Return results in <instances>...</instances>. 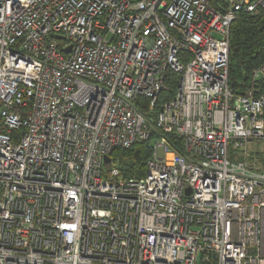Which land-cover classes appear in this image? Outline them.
<instances>
[{"label": "built area", "instance_id": "built-area-1", "mask_svg": "<svg viewBox=\"0 0 264 264\" xmlns=\"http://www.w3.org/2000/svg\"><path fill=\"white\" fill-rule=\"evenodd\" d=\"M240 15L264 0H0V264H264V62L235 94ZM152 130L141 178L102 161Z\"/></svg>", "mask_w": 264, "mask_h": 264}, {"label": "trees", "instance_id": "trees-1", "mask_svg": "<svg viewBox=\"0 0 264 264\" xmlns=\"http://www.w3.org/2000/svg\"><path fill=\"white\" fill-rule=\"evenodd\" d=\"M229 53V87L236 94H242L250 84V74L255 66L264 62V15L250 18L245 15L237 17L230 27ZM168 92L160 94V100L171 98L178 76L167 73ZM140 101V100H139ZM138 101V102H139ZM146 107V103H145ZM157 108V107H156ZM154 108L147 117L154 118L157 109ZM145 112L147 109L143 108ZM158 131H151V138L147 141H138L128 149L115 150L110 154L111 161L117 164L120 174L125 178H141L144 175L147 158L150 156V141L157 136ZM163 136L170 146L182 153L181 139L174 133H165Z\"/></svg>", "mask_w": 264, "mask_h": 264}, {"label": "water", "instance_id": "water-1", "mask_svg": "<svg viewBox=\"0 0 264 264\" xmlns=\"http://www.w3.org/2000/svg\"><path fill=\"white\" fill-rule=\"evenodd\" d=\"M110 158L109 157H104V159L102 160L103 162H104V164H109L110 163ZM186 192L189 194L190 193V191L189 190H186Z\"/></svg>", "mask_w": 264, "mask_h": 264}, {"label": "rangeland", "instance_id": "rangeland-1", "mask_svg": "<svg viewBox=\"0 0 264 264\" xmlns=\"http://www.w3.org/2000/svg\"><path fill=\"white\" fill-rule=\"evenodd\" d=\"M169 85V84H168ZM155 144V141L154 140H151L150 141V143H149V145H150V147H151V145H154ZM158 153L160 154L161 153V151L160 150H158Z\"/></svg>", "mask_w": 264, "mask_h": 264}, {"label": "bare ground", "instance_id": "bare-ground-1", "mask_svg": "<svg viewBox=\"0 0 264 264\" xmlns=\"http://www.w3.org/2000/svg\"><path fill=\"white\" fill-rule=\"evenodd\" d=\"M111 159V158H110ZM111 162V161H110ZM110 164V163H109Z\"/></svg>", "mask_w": 264, "mask_h": 264}]
</instances>
